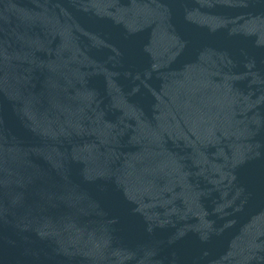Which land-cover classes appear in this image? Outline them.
I'll use <instances>...</instances> for the list:
<instances>
[{"label": "water", "instance_id": "1", "mask_svg": "<svg viewBox=\"0 0 264 264\" xmlns=\"http://www.w3.org/2000/svg\"><path fill=\"white\" fill-rule=\"evenodd\" d=\"M0 264H264V0H0Z\"/></svg>", "mask_w": 264, "mask_h": 264}]
</instances>
